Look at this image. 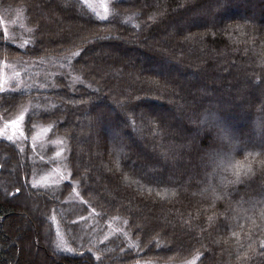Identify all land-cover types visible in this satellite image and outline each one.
Wrapping results in <instances>:
<instances>
[{
  "label": "trees",
  "instance_id": "trees-1",
  "mask_svg": "<svg viewBox=\"0 0 264 264\" xmlns=\"http://www.w3.org/2000/svg\"><path fill=\"white\" fill-rule=\"evenodd\" d=\"M13 8L30 39L20 45L0 29V59L58 61L47 77L40 72L42 88L33 73L19 90H0V117L22 108L27 129L43 123L49 138L63 139L65 177L34 184L41 165L31 149L0 138V264L170 263L195 254L197 264H264V91L243 93L264 83V0H114L105 19L82 0H0V11ZM249 11L260 19L241 16ZM141 128L143 147L127 144Z\"/></svg>",
  "mask_w": 264,
  "mask_h": 264
},
{
  "label": "rangeland",
  "instance_id": "rangeland-1",
  "mask_svg": "<svg viewBox=\"0 0 264 264\" xmlns=\"http://www.w3.org/2000/svg\"><path fill=\"white\" fill-rule=\"evenodd\" d=\"M82 1L99 18L105 19L109 16L110 6L114 0H82ZM19 11L20 10L18 8H13V9L6 10V11H0V29L4 32L6 38L9 41L17 42L20 45H23L26 42H28L30 38L25 39V37L27 36L28 29L23 23L22 18L20 19ZM241 16L252 17L254 19L259 18L258 14L252 13L250 11ZM199 19H205V18L200 16ZM89 54L93 56L94 52L90 51ZM118 57L126 58L131 61L136 59V56H131L128 53L118 54ZM27 61H33V60H26V59L20 58V59H15V60L10 61L6 59H3V60L0 59V90H4V89L19 90L23 86L22 80L24 78V75H32L33 73L35 75V80H31V82H33V84H36L38 87L42 88L45 85V83L43 82L44 79L42 75L45 77L48 76L46 75V71L51 72V68L58 61V58L52 57L46 60L38 59L37 61L29 62V63H27ZM144 65L145 63H142V64L140 63L139 66L143 67ZM157 65L161 66V64L160 65L157 64ZM39 69H42V71H40ZM34 70H38V71H34ZM40 72L42 73V75L40 74ZM249 77L250 76L248 75V78ZM233 86L234 88L233 87L230 88L228 93L236 97L237 95L241 94L240 92L241 89H239L236 85H233ZM253 90L264 91V83L260 85L259 87H256V86L250 87L249 90L243 93L245 96H247V98H250V97H253V94H254L252 92ZM213 93H214L213 91L210 92V94H213ZM189 96L190 94L187 95L186 97L188 98ZM228 103H230V98H224V104H228ZM245 110H248L250 112V114L245 117V121L248 122L250 121V118L253 114V110L249 109L248 107H246ZM147 111L151 112L154 115L155 114L157 115L158 113L157 111H154V112L150 111L149 108H147ZM121 113L122 115L125 114L123 110H121ZM170 117H171L170 119L172 121H175L176 124L178 121H180V116L174 112L172 113V115H170ZM191 119L194 122H196L198 120V116H195L194 114ZM225 123H228V121L226 120ZM227 125H229L235 133L239 132L240 134L241 131H244V129L242 130L243 127H241V125L238 124V121L237 122L229 121ZM48 130L49 128L47 127V125H44L43 123H39V122H35L33 124L31 123L27 129L26 124H25L24 111L22 110V108L19 109L13 115L6 116V117H0V138L11 140L14 144H16L18 147L22 149L25 146L29 147L31 149V153L33 156V158L31 157L32 158L31 162L32 161L34 162V166L40 163L41 166L39 169L33 168L37 172L36 175L34 176L33 183L37 185H57L58 183H60L61 180L64 179L63 177H65V169L63 167L64 165L62 162V157L64 155L65 148H66L65 141L61 138H49ZM218 131L219 132L217 134L219 136H225L229 131H231V129L226 132L224 128H218ZM202 133H204L203 127L198 132V134L200 135ZM144 137H145V133H144V130L141 128V130L139 129L138 133L132 132L131 134H128V136H126L125 138L127 140V144L131 139L134 138L143 147L144 139H145ZM97 138H98V144L101 147L104 141L98 136ZM215 139H218V137H215ZM223 143L224 145H226L228 142L226 141V139H223L222 144ZM100 147H99L98 152H100L99 153L100 155H104L105 150L104 149L101 150ZM234 153L224 155V158H223L224 160L221 163V166H224V167L230 166L232 164ZM44 154H48V157H49L48 159L52 160L50 165H46V167L43 166L42 164L43 160L39 158L41 156L42 158H44L43 157ZM162 172L164 174L165 171L163 170ZM100 179L101 178L97 177V175L94 176V180L97 183L100 181ZM146 181L147 183H153L155 185H162L165 183L161 175H158V176L157 175L156 176L147 175ZM5 183L6 182L0 179L1 185H4ZM74 191L76 192L75 189ZM20 203L22 205L29 207L33 213H37L36 211L38 210V208L34 206L32 202L27 201V202H20ZM141 217L142 218L140 219L141 221H143L144 220L143 216ZM92 224H93L92 229L103 232L101 227H104V224H100L97 222H92ZM185 226L187 229H191L189 224L188 225L185 224ZM80 227H82L84 232H86L87 231L86 229H88L89 226L87 227L80 226ZM105 229H111L114 231H118L117 229H115L114 226L112 227L109 224H106ZM91 232L92 231L89 230V233ZM81 233H82L81 230L76 231V234L78 235H81ZM97 234L99 233L92 234V236L97 235ZM60 240H62L61 237L58 239V241H59V244L62 246ZM172 243L174 245L177 244L175 240H172ZM198 257H199V254H195L186 260L179 261V262H170V263H163V262H159L155 260H137V261L132 260L128 264H197Z\"/></svg>",
  "mask_w": 264,
  "mask_h": 264
}]
</instances>
